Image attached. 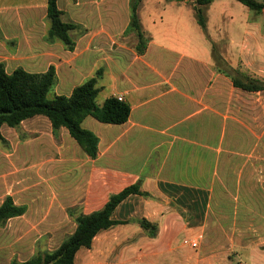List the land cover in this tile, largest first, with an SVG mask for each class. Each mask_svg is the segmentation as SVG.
Segmentation results:
<instances>
[{
	"label": "crops",
	"instance_id": "1",
	"mask_svg": "<svg viewBox=\"0 0 264 264\" xmlns=\"http://www.w3.org/2000/svg\"><path fill=\"white\" fill-rule=\"evenodd\" d=\"M8 1L0 0L3 23L9 28L22 18L26 26L19 29L22 40L5 37L16 46L10 52L0 51V62L30 73L54 66L52 96H68L97 76L98 105L109 97H120L130 108L127 121L120 125L103 124L90 116L83 120L82 128L98 140L94 160L65 128L58 138L52 136L58 142L57 166L67 165L65 173L80 181L83 214L99 210L110 195L131 185L138 184L149 196L124 199L112 219L127 224L101 231L90 249L79 251L90 253L94 264H194L184 248L197 249L182 241L199 244L203 239L215 181L228 176L221 173L222 163L228 161L221 149L222 125L253 127L255 114H264V90L233 87L213 59L211 42L238 77L264 82V13L254 14L236 0H214L206 11L207 39L190 2L140 0L137 14L149 41L138 56L119 42L133 40L131 34L122 37L129 24L130 0H65V10L64 0H57L62 21L77 25L69 32L72 51L59 42L45 41L46 0H25L22 9L2 4ZM40 118L51 134L43 116L21 124L35 128ZM5 128L12 129L3 125L2 136ZM140 219L158 226L156 238L144 236L137 224ZM246 247L264 259V240Z\"/></svg>",
	"mask_w": 264,
	"mask_h": 264
},
{
	"label": "rangeland",
	"instance_id": "2",
	"mask_svg": "<svg viewBox=\"0 0 264 264\" xmlns=\"http://www.w3.org/2000/svg\"><path fill=\"white\" fill-rule=\"evenodd\" d=\"M25 3L9 0L2 4L20 7ZM65 4L64 0V10ZM0 24V51L10 52L16 45L5 37L15 35L22 40L19 29L26 23L20 18L8 28L0 18ZM125 34L122 37L131 34L133 40L119 42L135 53V34ZM116 44L111 53H115ZM4 63L7 72L16 67ZM52 95L53 90L48 97ZM260 115L255 114L253 127L229 122L222 125L221 149L228 161L222 163L221 173L228 176L215 181L205 236L197 250L184 248L190 263L199 260L198 264H264V259L246 247L264 240V114ZM40 119L35 128L26 123L16 129L5 128V141L0 142V204L10 196L15 205L25 207L23 215L0 226V264L21 263L52 252L74 231V217L83 212L82 193L77 186L80 181L65 173L69 170L67 165L64 169L57 166L58 142L45 128L46 121ZM94 262L85 250L77 253L75 264Z\"/></svg>",
	"mask_w": 264,
	"mask_h": 264
},
{
	"label": "trees",
	"instance_id": "3",
	"mask_svg": "<svg viewBox=\"0 0 264 264\" xmlns=\"http://www.w3.org/2000/svg\"><path fill=\"white\" fill-rule=\"evenodd\" d=\"M167 2H190L194 18L202 32L208 39L206 23V11L214 0H165ZM247 7L254 14L264 13V2L256 0H236ZM140 0H130L129 24L126 32H133L136 37L134 47L138 56L144 54L148 36L142 31L137 9ZM46 18L49 27L45 41L49 43L59 42L63 47L72 51L74 42L69 32L74 31L77 25L63 22L62 12L58 9L57 0H46ZM211 52L216 64H221L222 74L227 77L233 87L246 92L264 90V82L248 77H238L215 50L211 42ZM56 83L54 66H49L45 72L30 73L22 68H15L11 72L5 69V63L0 62V142H4L1 134L3 125L16 129L21 123L35 116L45 117L51 127V134L57 138L61 128H65L68 135L82 152L94 160L98 155V140L96 136L82 128L83 120L90 116L103 124L120 125L127 121L130 113L128 104L118 101L115 97H109L101 105L96 103L100 89L97 87V76L91 77L79 86L75 87L71 94L54 95L48 97ZM138 195L144 198L149 196L140 190L138 184L128 186L117 194L110 195L106 203L99 209L89 214L79 212L74 217V231L52 252L43 256H36L24 262L11 261L10 264H74L76 254L80 249H90L94 237L101 231L108 230L115 225L127 224L112 219L116 207L128 196ZM25 212V207L14 204L10 196L0 204V226L7 220L19 217ZM144 236L150 239L156 238L158 226L145 219L137 222Z\"/></svg>",
	"mask_w": 264,
	"mask_h": 264
},
{
	"label": "built area",
	"instance_id": "4",
	"mask_svg": "<svg viewBox=\"0 0 264 264\" xmlns=\"http://www.w3.org/2000/svg\"><path fill=\"white\" fill-rule=\"evenodd\" d=\"M117 100H118V101H122V98L117 97ZM182 245H184V246H188V247H190V248H192V249H197V248H198V242H197V241H194V240L184 239V240L182 241Z\"/></svg>",
	"mask_w": 264,
	"mask_h": 264
}]
</instances>
